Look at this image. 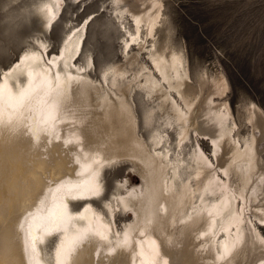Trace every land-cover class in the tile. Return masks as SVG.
<instances>
[{"label": "bare ground", "instance_id": "1", "mask_svg": "<svg viewBox=\"0 0 264 264\" xmlns=\"http://www.w3.org/2000/svg\"><path fill=\"white\" fill-rule=\"evenodd\" d=\"M65 1H42L47 31ZM121 1L130 77L79 62L88 16L56 52L36 37L1 68L0 264H264V112L250 100L236 118L225 78H192L163 0ZM136 88L175 145L162 124L140 133ZM124 163L139 182L124 174L107 196L106 169Z\"/></svg>", "mask_w": 264, "mask_h": 264}, {"label": "rangeland", "instance_id": "2", "mask_svg": "<svg viewBox=\"0 0 264 264\" xmlns=\"http://www.w3.org/2000/svg\"><path fill=\"white\" fill-rule=\"evenodd\" d=\"M42 1L44 0H0V71L11 64L23 49L37 46L34 40L36 37L44 39L51 53L56 52L69 28L81 26L86 16L88 24L79 62L85 65L92 61L89 72L91 77L102 79L104 70L108 71L107 76L110 77V70L118 65L130 70L127 73L129 77L139 69V64L127 63L123 50L124 39L129 36L124 28H134L132 19L129 18L130 23L119 19L114 11L116 5L113 0H66L59 19L48 31L43 26L39 11ZM163 2L173 40L182 45L192 78L201 70L225 78L226 99L236 118L242 113L241 105H249L251 101L264 112V0ZM119 5L131 7L132 4L130 0H122ZM134 50H137L136 46ZM145 56L146 53L140 50V61L148 65ZM133 99L139 131L148 139L151 128L162 124L163 120L156 116L151 123L145 122L144 111L147 104L142 89L136 88ZM162 127L166 129L169 141L175 145V124H162ZM245 129L248 128L240 127L243 132ZM195 137L198 139V136ZM199 140L203 150L209 154V141ZM195 142L193 134L185 142L184 151H188ZM262 155L264 156V151ZM127 166L124 163L106 169L104 186L107 196H111L112 190L114 191L116 179H122L124 174H130L131 184L139 182L136 174L126 169ZM72 206L78 207L75 203ZM120 217L128 219L131 213L127 212Z\"/></svg>", "mask_w": 264, "mask_h": 264}]
</instances>
